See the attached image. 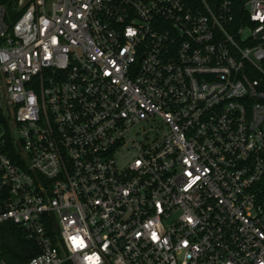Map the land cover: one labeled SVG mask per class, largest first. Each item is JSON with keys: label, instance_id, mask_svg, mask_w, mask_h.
Segmentation results:
<instances>
[{"label": "built area", "instance_id": "built-area-1", "mask_svg": "<svg viewBox=\"0 0 264 264\" xmlns=\"http://www.w3.org/2000/svg\"><path fill=\"white\" fill-rule=\"evenodd\" d=\"M263 61L264 0L0 4L26 264H264Z\"/></svg>", "mask_w": 264, "mask_h": 264}, {"label": "trees", "instance_id": "trees-1", "mask_svg": "<svg viewBox=\"0 0 264 264\" xmlns=\"http://www.w3.org/2000/svg\"><path fill=\"white\" fill-rule=\"evenodd\" d=\"M0 4L6 5L9 11L12 0H0ZM33 253L32 242L25 238L17 226L11 223L0 225V260L4 264H26Z\"/></svg>", "mask_w": 264, "mask_h": 264}]
</instances>
